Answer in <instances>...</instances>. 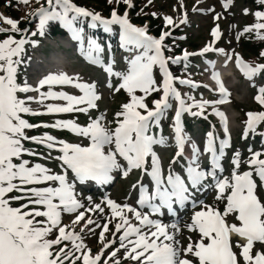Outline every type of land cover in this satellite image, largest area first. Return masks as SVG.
Instances as JSON below:
<instances>
[{
    "label": "snow or ice",
    "instance_id": "snow-or-ice-1",
    "mask_svg": "<svg viewBox=\"0 0 264 264\" xmlns=\"http://www.w3.org/2000/svg\"><path fill=\"white\" fill-rule=\"evenodd\" d=\"M17 2L29 4V0ZM196 2L198 5L200 0ZM259 2L264 4V0ZM107 3L115 6L105 16L75 0H44L28 13L35 18L34 30L21 28L20 20L0 13V22L6 25L0 26V34H4L0 38V264H123L124 259L129 264H264V151L249 147L250 155L243 161L241 152L233 151L230 175H223L230 132L218 105L229 93L213 60L204 61V71L211 70L219 99L190 95L201 85L188 73L192 57L215 52L226 56L225 64L234 57L236 67L256 89L254 100L264 108V62L248 63L238 52L213 47L222 38L218 24L210 30V41L198 51L185 49L172 55L165 41L172 29L188 20L184 0L173 6L177 19L163 15L167 30L158 36L150 34L147 22H132L129 10L135 7L134 0ZM232 3L221 0L225 10ZM11 5L12 0H6L5 7ZM193 11L214 9L194 5ZM252 15L256 22L237 31V41L253 31L255 38L264 41V11ZM220 18L218 12L213 16V20ZM57 25L78 43L83 58L102 70L101 78L85 81L79 74L48 71L30 80L27 71L21 70L27 63V47L35 49L41 44L39 37H46ZM84 25L100 27L107 34L118 26L122 63L118 65L112 55V45L88 34ZM259 55L264 57V50ZM173 65H182L188 74L174 73ZM257 77L262 79L259 86ZM102 85L110 93L123 90L128 97L107 125L103 112L89 116L83 125L76 119L61 118L30 122V117L87 114L97 109ZM54 86H71L78 94L53 90ZM202 87L213 90L207 83ZM154 94L157 98H151ZM209 110L219 118L222 135L211 125L201 145L185 130L184 116L207 120ZM170 112V135H165L163 123ZM245 115L241 138L250 134L264 137V131L258 132L264 110ZM39 129L45 130L29 134ZM49 130H64L77 139L58 138ZM156 146L174 147L166 166ZM242 163L247 170L240 171ZM133 170L139 172V178L123 201L106 193L99 202L91 195L82 199L76 190V182L110 184L114 173L127 177ZM210 187L215 189V199L224 202L222 212L196 196ZM188 205L193 209L199 206V210L193 211L185 224L193 234L185 246L177 238L181 231L178 222L168 224L162 218L165 214L175 217ZM229 215L238 224L229 223ZM109 234L115 239L108 238ZM88 236H97V251L86 242ZM234 236L238 237L235 246ZM121 250L123 256L118 259Z\"/></svg>",
    "mask_w": 264,
    "mask_h": 264
},
{
    "label": "rangeland",
    "instance_id": "rangeland-1",
    "mask_svg": "<svg viewBox=\"0 0 264 264\" xmlns=\"http://www.w3.org/2000/svg\"><path fill=\"white\" fill-rule=\"evenodd\" d=\"M78 1V0H76ZM83 2L84 5L89 6V9L99 11V12H108L110 10L111 6L115 5H109L107 3V0H80ZM36 5L38 6L39 3H44L42 0H37L35 1ZM180 0H152L151 3H148V0H134L135 7L133 9H130V17L133 19H137L139 21L144 20L147 17H150L154 22H160L162 26V30H167V27L163 23V15H171L173 19L178 18V13L173 11V6L178 5ZM6 0H0V13H3L5 15L10 16L11 18L18 19L20 20V27H27L30 29L34 28V24L32 21L34 18L30 19L31 21H27L29 16L28 13L34 9L32 7L31 9H26L24 4L18 3L17 0H12V5L11 7H5ZM185 4V9L187 12V17H188V23L187 24H180L177 28L172 29L171 35L166 38V43L172 48V53H180L179 51L183 50H188V51H198L199 48H201L204 44L208 43L210 41V30L211 28L218 24L220 31L222 33V38L219 40V42L213 47H221L224 48L226 52H238L240 53L241 57H243L248 63H259V62H264L262 59L264 57H260L259 53L261 50H264V41L260 40V44L255 47H246L243 46L241 47V43L235 39V35L237 30L240 27V22L245 18L243 8L249 7L247 4L246 0H233V3L229 6L227 10L223 9L221 0H200V3L197 5L196 0H184ZM196 6L198 8H213L214 12H199V11H193V6ZM123 5H120V10H123ZM155 11L158 13L156 17H153L151 13ZM220 13L221 18L219 20H213V16L215 13ZM246 15V14H245ZM23 18V19H21ZM23 21H27L24 23ZM148 21H144V23ZM256 18L251 17L250 21L248 22L247 25L255 23ZM140 23V24H144ZM24 25V26H23ZM0 26H5L3 25L2 22H0ZM235 26V27H233ZM115 33L116 31L118 32V29L114 30ZM254 32V31H253ZM255 33V32H254ZM117 34V33H116ZM181 37H184V39H181ZM252 42V40H249ZM52 42V41H51ZM70 43L73 46H76L77 48L79 47L78 43L75 41H71ZM76 48V49H77ZM61 50H63L61 48ZM42 50L41 48H35L30 47L26 50V56L25 59L27 60V63L25 65L21 66L22 71H27L28 76V67L30 66V62H33L34 60H39L41 59V54ZM46 57L47 61L50 62L51 58L54 56L56 57L57 55V45L50 46L49 48H46ZM63 54H66L68 61L73 62V64H70L68 68L66 69L67 74L75 75L79 74L83 80L89 81L90 79L94 80L97 78H101V72L102 70L94 65L89 64L88 61H86L84 58L83 60H80V57L71 50L64 51ZM182 54V53H181ZM122 56L123 53L121 51H118L115 53L114 57L117 60L118 65L122 63ZM83 57V56H82ZM206 57L217 58L218 61H223L226 59V56L217 54L215 52L207 53L205 54L204 57H192V65L189 64V70L188 73L191 74V78L196 80L198 84L201 85L198 90H195L192 92V90L189 92L190 95H194L196 98H200L201 95L204 96L206 99H218L219 95L218 94H213V90L209 91V89H206L202 87L204 83H207V80L210 77L211 70L209 71H204L206 65L202 62V60L206 59ZM60 62L56 65V68H61L62 66V61L64 59L59 58L58 59ZM190 61V62H191ZM235 59L233 57L232 60L228 61V65L231 62H234ZM47 63V64H48ZM219 64V63H218ZM176 65L171 66V70L173 71L172 67ZM181 66V65H180ZM55 66H51V68H54ZM177 68L179 66H176ZM63 68V66H62ZM65 72V71H63ZM174 72V71H173ZM178 74H181L179 72V69L177 70ZM188 73H183L181 75H187ZM262 82V79L260 80ZM252 82L250 81H241L231 87L229 89V97L227 99L226 104L223 106L218 105L220 109L225 111L230 119L234 117L236 118V122L231 124L230 127V134H231V141L229 145V150H234L235 144H245L244 140L239 141V131L240 128L243 126V122L238 123V119L241 121L246 120V113L249 111H259L263 110L262 107H256L255 104L253 103L252 99V90H248V87H251ZM260 84V83H259ZM183 87V86H182ZM212 88V85H210ZM213 89V88H212ZM183 90L189 91L186 87H183ZM99 95H100V106L104 108L109 114L110 112V118L109 120H113L114 118V109L118 105L120 106L123 102H126L127 100L124 99L127 94L121 90L119 93H110L109 90L107 89L106 86H101L99 89ZM154 94L151 98H155ZM98 100L96 101V103ZM150 103V100H149ZM210 112V110H209ZM83 114H71V116H74V118H78V116H82ZM57 118L61 119H66L64 115L62 116H57ZM30 122L33 123H38L37 119H34L32 117L29 118ZM208 122L209 127L211 125H216V121H219L218 118L215 115L209 114L208 119L205 120L203 117H200L197 119V123L195 127L198 128V130H195L194 132L188 131L193 138L198 142V144L202 145V142L199 141L202 140V137L204 133L201 132V125H204V123ZM185 123V121H184ZM241 124V125H240ZM260 125H258L259 127ZM200 127V129H199ZM219 130V128H217ZM51 131V130H49ZM52 132V131H51ZM33 132H30L29 134H32ZM167 134L170 135L169 131H167ZM35 146V145H32ZM261 151V150H259ZM264 151V150H263ZM51 166V165H50ZM254 179L258 181V177L254 176ZM120 183L116 184L114 188H112V192L117 195V198H121L122 194H120ZM216 194H214V207H220L223 210L224 204H220L219 201L215 199ZM98 235V234H97ZM90 238L92 237L93 239L96 236H89ZM89 239V238H87Z\"/></svg>",
    "mask_w": 264,
    "mask_h": 264
},
{
    "label": "bare ground",
    "instance_id": "bare-ground-1",
    "mask_svg": "<svg viewBox=\"0 0 264 264\" xmlns=\"http://www.w3.org/2000/svg\"><path fill=\"white\" fill-rule=\"evenodd\" d=\"M211 60V59H210ZM215 64H217V61H215ZM48 70V69H47ZM47 70H45V71H47ZM219 72V75H220V78H222L223 77V72H221V71H218ZM47 72H43V74H46ZM36 78V76L35 77H32V78H30V80H32V79H35ZM213 83L215 84V82L213 81Z\"/></svg>",
    "mask_w": 264,
    "mask_h": 264
}]
</instances>
